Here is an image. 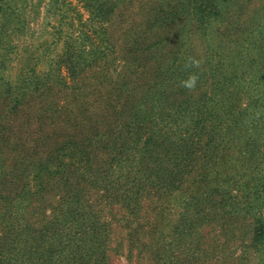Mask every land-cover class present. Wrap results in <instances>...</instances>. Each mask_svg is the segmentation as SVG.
I'll return each instance as SVG.
<instances>
[{"label": "trees", "instance_id": "obj_1", "mask_svg": "<svg viewBox=\"0 0 264 264\" xmlns=\"http://www.w3.org/2000/svg\"><path fill=\"white\" fill-rule=\"evenodd\" d=\"M251 2L159 0L128 24L122 61L109 2L48 71L24 68L17 81L0 71V264H113L121 250L146 264H230L237 256L218 245L246 230L243 246L264 255V158L252 164L263 154L264 1L249 26L262 23L233 36ZM211 30L207 62L186 53ZM88 89L105 100L79 118ZM52 94L72 100L41 101ZM73 103L80 115L56 116ZM22 115L39 133L23 149V131L10 129ZM49 119L61 124L47 131ZM64 123L74 135L50 143Z\"/></svg>", "mask_w": 264, "mask_h": 264}, {"label": "rangeland", "instance_id": "obj_2", "mask_svg": "<svg viewBox=\"0 0 264 264\" xmlns=\"http://www.w3.org/2000/svg\"><path fill=\"white\" fill-rule=\"evenodd\" d=\"M263 1L252 0L250 3L251 5L249 4V7H246L248 14L245 13L242 16L240 20L241 26L236 34L233 35L234 37L237 38L241 35L242 30L249 29V27L252 26H249L252 23L250 15H253V11L256 9L261 8ZM109 2H115L117 7L110 17L111 19L107 21L104 20V22L107 24L110 36L112 37H110L111 40L113 41L114 39L116 41L118 56H120V60L122 61V47L125 42L124 31L128 24H131L132 20L134 21L140 18L142 8H152L154 5L158 4L159 0H0L1 75H4L10 80L17 81L21 70L24 68L27 69L34 66L38 70L48 71L58 60L62 59L69 40L70 43L79 44L80 35L83 32L92 33L91 30L87 29L85 24H87L89 20L94 21L99 19L101 17H98L99 10L105 7V4ZM260 12L264 15V7L260 9ZM260 23L262 22L255 23L251 28L254 29L255 26ZM223 28L225 30L227 26L224 25V27H222V32H224ZM212 30L207 31L204 36L197 34V37H194L192 45H188V47L185 48L186 51L188 50L186 53L190 54L191 57H196L199 61L207 62L209 60L208 58L211 56V52L214 51L208 48L207 43L212 42V44L216 46L219 41V35H215ZM245 33L246 32H244V34ZM245 37L252 38L251 35H245ZM226 44L228 46L224 45L222 50L228 52L232 47L233 41ZM89 74L90 75H86L88 78L87 81H91L92 79V74L90 72ZM79 80H82V78ZM244 86L247 87V85ZM246 91V89L241 91L239 96L240 104L248 103V93H246ZM84 93H86V95L82 97V103L79 102V104L81 103L82 106L89 109L87 111L83 108L85 112L82 111L81 113H83V116H79V118H84L85 115H88L90 112L97 111L100 108L97 106L98 102L102 104V100H105L104 94L94 92L93 89H88ZM71 98L72 94L67 96L64 94L59 96L52 94L45 98L43 96L41 101L43 100L49 103V105L58 103L59 106H63L67 101L72 100ZM79 108L80 105L77 107L75 103H73L70 111H65L61 108V110H63L56 113V116L66 117L70 115L74 116L75 114L80 115ZM23 119V115L17 116L16 119L11 121L10 125L12 132L17 133V131H23L25 140H23L24 144L20 146L21 149L25 148L24 146H33L35 138L39 135V133L36 132L38 120L31 119V121L23 122ZM46 123H44V127L49 131L52 127H55L54 125L61 124V120L49 119L48 123ZM69 128L70 126L64 123L59 129L61 132L56 136H50L49 142L54 143L58 136L61 140V137L65 136L67 133L69 137L73 136L74 134H69V132H71ZM254 144H256V146H262L263 154L259 156L256 161H252L253 166L258 160L264 158V134L257 136ZM260 162H263L262 166L258 163L256 164L264 169V159ZM252 222L251 219L248 221L249 224ZM207 230L208 228H206L205 231ZM122 233H124V230L121 229V227H117V234L115 235L117 242H120V239H122L123 242L125 241L124 235L123 237L120 236ZM250 238H252V233L248 232V230L242 231V236L240 238L235 237L231 239L230 248L229 246L224 247L222 243H219L218 251L222 253L224 252L222 251L224 248L225 254H228L230 250L233 251L235 254L234 256L237 257L233 260L234 262L230 264H264V255L262 253H258L259 251H257L256 248H245L243 246V244H250L252 242ZM243 251L248 252L247 256L244 255L246 252ZM111 257L113 264H146V260L144 259L140 260L134 258V260L129 261L122 250L117 252L113 251ZM219 264L228 263L221 262Z\"/></svg>", "mask_w": 264, "mask_h": 264}, {"label": "clouds", "instance_id": "obj_3", "mask_svg": "<svg viewBox=\"0 0 264 264\" xmlns=\"http://www.w3.org/2000/svg\"><path fill=\"white\" fill-rule=\"evenodd\" d=\"M192 64H197L198 62L196 61H191ZM198 77L195 74H191L188 76L187 79L183 80L181 82L183 87H186L188 89L194 88L196 86Z\"/></svg>", "mask_w": 264, "mask_h": 264}]
</instances>
